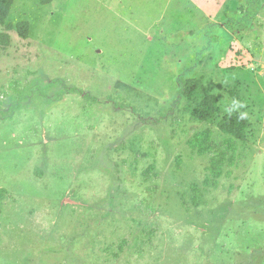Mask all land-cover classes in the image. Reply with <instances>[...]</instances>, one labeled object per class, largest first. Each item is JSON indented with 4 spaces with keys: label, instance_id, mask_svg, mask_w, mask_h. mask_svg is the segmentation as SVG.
Here are the masks:
<instances>
[{
    "label": "rangeland",
    "instance_id": "obj_1",
    "mask_svg": "<svg viewBox=\"0 0 264 264\" xmlns=\"http://www.w3.org/2000/svg\"><path fill=\"white\" fill-rule=\"evenodd\" d=\"M19 21L30 37L0 47V264H264V0H15ZM232 110L242 141L217 128Z\"/></svg>",
    "mask_w": 264,
    "mask_h": 264
},
{
    "label": "trees",
    "instance_id": "obj_2",
    "mask_svg": "<svg viewBox=\"0 0 264 264\" xmlns=\"http://www.w3.org/2000/svg\"><path fill=\"white\" fill-rule=\"evenodd\" d=\"M47 0H43L45 4ZM15 0H0V26L3 31L0 33V47L6 49L10 46L9 32L15 31L17 36L22 40H27L30 37L31 29L30 24L27 21H19L16 24L8 22V17L11 13ZM125 86V85H122ZM201 87V81L199 79H187L182 91L183 97L187 100H191L197 90ZM216 111V100L213 96H206L200 100L192 109L190 113L191 120L195 122H206ZM235 110L228 112V114L222 118L218 123V130L225 136L242 141L246 129V119ZM210 133L204 131L194 136L190 142V148L198 155H203L209 148ZM226 156L224 153H220L216 157H211L208 166V175L203 181L205 187H215L218 184V180L222 176V167L226 162ZM151 168L145 172V176H148ZM193 197L192 203L195 207L199 206L201 202L200 190L194 185L192 187ZM5 190L0 188V204L5 198ZM125 245L123 241L118 245V250L122 251ZM114 257H118V254H114Z\"/></svg>",
    "mask_w": 264,
    "mask_h": 264
},
{
    "label": "clouds",
    "instance_id": "obj_3",
    "mask_svg": "<svg viewBox=\"0 0 264 264\" xmlns=\"http://www.w3.org/2000/svg\"><path fill=\"white\" fill-rule=\"evenodd\" d=\"M241 118H243V116Z\"/></svg>",
    "mask_w": 264,
    "mask_h": 264
}]
</instances>
